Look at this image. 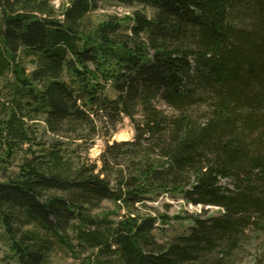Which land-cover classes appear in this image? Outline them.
Instances as JSON below:
<instances>
[{"label":"trees","instance_id":"1","mask_svg":"<svg viewBox=\"0 0 264 264\" xmlns=\"http://www.w3.org/2000/svg\"><path fill=\"white\" fill-rule=\"evenodd\" d=\"M55 1L0 0L11 259L230 263L264 236V0ZM113 2L141 9L97 14ZM126 121L134 139L110 144ZM164 196L221 213L177 215L192 226L160 243L157 224L172 220L143 210Z\"/></svg>","mask_w":264,"mask_h":264},{"label":"rangeland","instance_id":"2","mask_svg":"<svg viewBox=\"0 0 264 264\" xmlns=\"http://www.w3.org/2000/svg\"><path fill=\"white\" fill-rule=\"evenodd\" d=\"M58 3L60 5H56L55 3H53V5L55 6V8L60 9L62 1L58 0ZM138 9H141V7L127 9L113 2L104 6L97 14H108L110 16L123 17L130 16L135 10ZM256 116V118L259 120H262L260 118L261 116L264 117L263 113ZM255 131L257 132L255 134L259 135V129L256 128ZM123 132L127 133L130 136V138L128 140H124V142L132 141L134 139V128L130 124V122L126 121L123 128L113 136L110 144H112V142H119V140H116L115 138ZM104 148L105 141L99 140L97 144L90 150L89 158L92 161H96L102 154ZM98 165L100 166V163H98ZM221 184L224 187H230V181L224 180L221 182ZM148 206L149 209L143 210L144 213H157L160 215L165 214L168 216V218H170V220H172L169 222V224H157L158 230H156L154 234L157 236L156 240L160 243L168 240V238H171L174 235H181L187 232L188 229L192 226L189 221H173V218L177 215L185 217V213H187L188 216L201 215L203 217H215L221 213V211L215 207H194L192 205L183 204L182 202H177L169 196H164L157 202L148 204ZM1 235L2 232L0 230V264H17L11 259L8 248L2 242ZM79 258L80 259H75V257H71L66 252H58L57 255L54 256L52 264H81V254ZM83 258L84 254L82 255V259ZM228 264H264V236L261 239H257L253 236L249 240H246V242L242 246V250L239 251V253H237L235 257H233L232 261Z\"/></svg>","mask_w":264,"mask_h":264},{"label":"bare ground","instance_id":"3","mask_svg":"<svg viewBox=\"0 0 264 264\" xmlns=\"http://www.w3.org/2000/svg\"><path fill=\"white\" fill-rule=\"evenodd\" d=\"M119 138L121 140H128L130 138V136L127 133L123 132V133L120 134Z\"/></svg>","mask_w":264,"mask_h":264},{"label":"water","instance_id":"4","mask_svg":"<svg viewBox=\"0 0 264 264\" xmlns=\"http://www.w3.org/2000/svg\"><path fill=\"white\" fill-rule=\"evenodd\" d=\"M119 137H120V135H118L115 139H116V140H119V142H124V140H121ZM127 142H128V141H127Z\"/></svg>","mask_w":264,"mask_h":264},{"label":"built area","instance_id":"5","mask_svg":"<svg viewBox=\"0 0 264 264\" xmlns=\"http://www.w3.org/2000/svg\"><path fill=\"white\" fill-rule=\"evenodd\" d=\"M54 3H55L56 5H60V4L58 3V0H57V1H55Z\"/></svg>","mask_w":264,"mask_h":264}]
</instances>
